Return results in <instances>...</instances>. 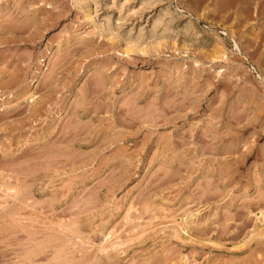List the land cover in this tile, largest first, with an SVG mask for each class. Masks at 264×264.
Returning a JSON list of instances; mask_svg holds the SVG:
<instances>
[{
  "label": "rangeland",
  "instance_id": "rangeland-1",
  "mask_svg": "<svg viewBox=\"0 0 264 264\" xmlns=\"http://www.w3.org/2000/svg\"><path fill=\"white\" fill-rule=\"evenodd\" d=\"M148 1L0 0V264H264V0Z\"/></svg>",
  "mask_w": 264,
  "mask_h": 264
},
{
  "label": "bare ground",
  "instance_id": "bare-ground-1",
  "mask_svg": "<svg viewBox=\"0 0 264 264\" xmlns=\"http://www.w3.org/2000/svg\"><path fill=\"white\" fill-rule=\"evenodd\" d=\"M155 1L156 0H149L148 3L153 4ZM205 17L208 16L206 15ZM195 20H196L195 17L189 14H185L183 11H178V9L174 8L172 3L169 2L164 8H162L159 12H157L155 16L151 19L150 27L148 30L144 31L143 28H139L138 30H136L138 32L137 33L135 32L136 35L134 34L133 36L131 35L126 38L124 43L125 46L124 51L125 52L135 51L137 45H142L141 48L143 46L150 47L152 45L153 46L162 45L164 44L166 39L172 40V38H176L180 36L182 37L186 50H190V48L193 47L196 48L197 46H200V44L203 43V40L205 38V32L201 29V27ZM226 57H227L226 51L215 53L212 56L213 60L215 61Z\"/></svg>",
  "mask_w": 264,
  "mask_h": 264
}]
</instances>
